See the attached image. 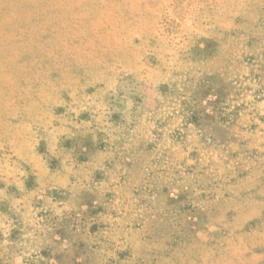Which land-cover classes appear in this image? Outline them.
<instances>
[{
  "label": "rangeland",
  "instance_id": "1",
  "mask_svg": "<svg viewBox=\"0 0 264 264\" xmlns=\"http://www.w3.org/2000/svg\"><path fill=\"white\" fill-rule=\"evenodd\" d=\"M0 264H264V0H0Z\"/></svg>",
  "mask_w": 264,
  "mask_h": 264
}]
</instances>
